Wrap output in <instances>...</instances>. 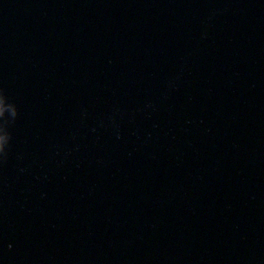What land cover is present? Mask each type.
I'll return each mask as SVG.
<instances>
[{
  "label": "water",
  "instance_id": "obj_1",
  "mask_svg": "<svg viewBox=\"0 0 264 264\" xmlns=\"http://www.w3.org/2000/svg\"><path fill=\"white\" fill-rule=\"evenodd\" d=\"M0 264H264V0H0Z\"/></svg>",
  "mask_w": 264,
  "mask_h": 264
}]
</instances>
